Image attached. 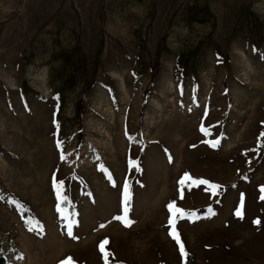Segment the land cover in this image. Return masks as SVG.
<instances>
[{
	"label": "rangeland",
	"instance_id": "374dc122",
	"mask_svg": "<svg viewBox=\"0 0 264 264\" xmlns=\"http://www.w3.org/2000/svg\"><path fill=\"white\" fill-rule=\"evenodd\" d=\"M262 134L264 0H0L8 264H264Z\"/></svg>",
	"mask_w": 264,
	"mask_h": 264
},
{
	"label": "snow or ice",
	"instance_id": "6c2138e0",
	"mask_svg": "<svg viewBox=\"0 0 264 264\" xmlns=\"http://www.w3.org/2000/svg\"><path fill=\"white\" fill-rule=\"evenodd\" d=\"M262 135H264V134H262ZM57 147L59 148V144L57 145ZM131 166H132V164L130 162V167ZM188 179H189L188 175L185 174L184 179L180 180V183L181 184H184L185 183V180H188ZM199 183L207 184L208 182H206V181H200ZM211 187H212L213 190H215L218 186L217 185H211ZM54 188L57 190V192H59V189L56 186V182L55 181H54ZM127 199H128V197H127V185H125V207H124L125 214L127 213V210H128L127 209ZM168 210L173 215H179L181 217H183L185 215L184 210L179 209V208H176L174 202L168 204ZM236 214L239 216L240 215V212L238 211ZM254 223H259V222L256 221ZM172 224H173V220L170 218L169 219V225H172ZM125 226H129V224L126 223ZM69 235L71 236L70 229H69ZM169 235L172 236V238L174 240H176V243H177V245L179 247V251H180L181 257H185L186 256V253H185V250H184V246L180 242V240H179L178 236L176 235V233L174 231H170ZM105 243H107V242L105 241ZM100 251H101L102 255H104L105 257L107 256V253L105 252V249H104V244H101L100 245ZM61 264H71V258H68L67 261H62ZM105 264H107V260L105 261Z\"/></svg>",
	"mask_w": 264,
	"mask_h": 264
},
{
	"label": "trees",
	"instance_id": "16d2710c",
	"mask_svg": "<svg viewBox=\"0 0 264 264\" xmlns=\"http://www.w3.org/2000/svg\"><path fill=\"white\" fill-rule=\"evenodd\" d=\"M143 91L146 92L145 89ZM80 141H81V138H80V136H78L77 137L78 144H79ZM124 198H125V194H124ZM61 204L63 205V207H66V209L70 212V214L72 216L73 215V213H72V206L70 204L69 205H66L63 202H61ZM18 211H19L20 216L22 218H24L25 220L31 221V220L34 219L32 213L29 212L28 210H26V209H24L22 207H18ZM0 264H8L7 261H6V254H5L4 248L2 246V239H1V237H0Z\"/></svg>",
	"mask_w": 264,
	"mask_h": 264
}]
</instances>
